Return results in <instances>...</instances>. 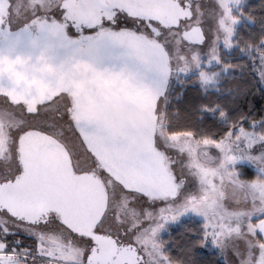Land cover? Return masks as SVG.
Segmentation results:
<instances>
[{"label":"snow or ice","instance_id":"1","mask_svg":"<svg viewBox=\"0 0 264 264\" xmlns=\"http://www.w3.org/2000/svg\"><path fill=\"white\" fill-rule=\"evenodd\" d=\"M177 3L181 11L169 23L161 24L152 16H132L123 9L101 21L117 30L130 27L133 32L144 33L168 54L167 67L142 65L145 73L158 77L150 89L155 96L157 123L142 144L120 141L129 155L123 176L101 164L88 142L78 136L69 111L72 101L66 93L30 100L27 94L17 99L0 91L6 109L0 111V122L12 128L17 159L27 133H68L66 139L79 140L74 151L80 162L88 159L85 153L91 156L106 194L104 210L92 225L91 234L72 228L54 208L30 218L0 205V217L4 218L0 222V264H29L38 257L67 264H198L197 255L204 250L213 252L223 264H264V116L255 118L243 112L228 115L235 111L232 104L238 93L232 81L251 75L264 85V0L247 9L240 0H213L211 7L200 2L193 5L192 0ZM30 7L45 20L61 21L65 33L76 30L91 34L98 28L96 24L78 26L65 15L63 0H34ZM238 22L247 25L248 36L237 35ZM217 24L224 32L222 36L215 31ZM169 37H176L194 53L184 62L182 82L200 84L202 91L214 94L195 109L200 113L195 120L191 119L193 108L186 110L188 126L168 127L161 119L169 102L165 81L172 72ZM206 44L212 45L210 55L201 54ZM233 47L242 48V60L217 54ZM8 82L9 86L13 83L10 76ZM205 112L225 118L219 134L198 130ZM217 155L222 157L220 163H211ZM242 167L253 174H245ZM22 171V166L6 168L0 172V182L15 181ZM118 194L132 197L130 222L112 211ZM50 223L71 232L82 244L65 250L55 237H46L44 230ZM174 226L180 227L178 235L186 241L183 245L173 235ZM96 236L110 238L113 247L108 257ZM46 238L52 243L45 244Z\"/></svg>","mask_w":264,"mask_h":264},{"label":"water","instance_id":"2","mask_svg":"<svg viewBox=\"0 0 264 264\" xmlns=\"http://www.w3.org/2000/svg\"><path fill=\"white\" fill-rule=\"evenodd\" d=\"M47 26L19 48L7 69L19 84L20 98L66 93L78 136L101 164L123 176L129 155L120 141L142 144L157 123L150 89L158 77L145 73L142 65L167 67L168 54L141 33L100 30L74 38L57 23ZM19 151L23 171L15 181L0 182V205L30 218L54 208L72 228L91 234L106 199L99 169L76 171L66 146L43 131L27 133ZM96 238L108 257L110 238Z\"/></svg>","mask_w":264,"mask_h":264},{"label":"flooded vegetation","instance_id":"3","mask_svg":"<svg viewBox=\"0 0 264 264\" xmlns=\"http://www.w3.org/2000/svg\"><path fill=\"white\" fill-rule=\"evenodd\" d=\"M33 2L34 0H0V21H2V25H0V74H3L5 79L0 81V91L9 92L13 95V98L17 99L21 97L19 84L13 82L9 86V73L7 71L8 67L14 63L16 52L19 51L22 45L30 44L31 39L48 28V24L57 23L62 26L61 21L45 20L41 14L34 13V10L30 7ZM198 2L206 3L208 0H192L193 5ZM63 6L67 10L65 15L70 16L78 26L85 24L98 25L96 32L100 30L117 31L111 26L103 25L101 21L105 18L111 19L121 9L132 16L155 17L161 24L171 22L181 11L177 0H66ZM118 30L132 31L130 27H121ZM88 34L76 30L67 32V35L74 38ZM146 36L151 38L148 35ZM28 99L34 100L35 98ZM5 110L3 101L0 99V111ZM12 137V128L7 123L0 122V172H3L6 168L20 167V151L17 159ZM92 170L97 171V167L94 166Z\"/></svg>","mask_w":264,"mask_h":264},{"label":"trees","instance_id":"4","mask_svg":"<svg viewBox=\"0 0 264 264\" xmlns=\"http://www.w3.org/2000/svg\"><path fill=\"white\" fill-rule=\"evenodd\" d=\"M259 0H242L241 4H244L245 8L251 4H258ZM236 32L238 36H248V27L244 23H239L236 27ZM241 47H233L230 52H225L221 50L222 56L225 59H231L234 61L242 60ZM183 76H180L176 81L172 82L168 88L169 102L166 109H164V124L168 127H179L181 125L188 126L189 119L186 110L193 108L191 119L195 120L200 116V113L195 109L199 110L198 105L201 103H207L209 98L214 95L212 93L202 91L201 85L197 83H183ZM229 81L225 80L224 83ZM233 87L238 90L235 97L234 103L232 104V109L235 111H230L229 116H234L238 113H246L250 117L259 118V116H264V87L259 84L251 75L244 76L243 79L238 81H232ZM228 85H226L227 87ZM217 99L221 97L217 96ZM178 109L179 111H174ZM225 118L219 117L218 114H212L205 112L203 114V120L199 125L198 130H203L206 132H213L219 134V131L225 125ZM173 235L181 245L186 241L184 236L178 235L180 232L179 226H174ZM167 238V237H166ZM23 240L24 238L21 237ZM27 244H33L32 240H25ZM198 264H223L222 260H219L216 255L209 251L204 250L197 255Z\"/></svg>","mask_w":264,"mask_h":264},{"label":"rangeland","instance_id":"5","mask_svg":"<svg viewBox=\"0 0 264 264\" xmlns=\"http://www.w3.org/2000/svg\"><path fill=\"white\" fill-rule=\"evenodd\" d=\"M240 2L242 3V0H240ZM203 3L206 4L208 7H211L213 0H208V2H206V3L203 2ZM239 23L240 22H238V24ZM238 24L235 26V29L238 26ZM215 31L217 34H219L221 36L224 34V32L220 28L219 24L216 25ZM169 39L172 41V51H171L172 72H171V76H170L169 84H168L167 88H169L171 83L176 81L180 76H184V72L182 70L184 62H185V60L190 59L191 56L194 54L193 50L188 49L182 43H178L176 37H169ZM211 39H212V37L210 34L209 40H211ZM211 47H212V45L206 44L205 47L203 49H201V54L202 55H210ZM230 50L227 52H230ZM196 54H199V53L197 52ZM217 54L219 55V51ZM262 86L264 87V85H262ZM163 118H164V111H163L161 119L163 120ZM56 119H58V117ZM65 127H67V125ZM48 133L53 135L54 137H56L58 140H60L66 146V148L68 149V151L70 153L74 169L76 171L92 170L94 168V166H92V164H91V156L88 153L84 154L85 156L88 157V159L86 161H84V163H81L80 158L75 154L74 144H79L78 139L76 141H71V140L66 139L65 137L68 135V133H65V136H61L55 132H48ZM233 147L235 148V146H233ZM215 151L216 150L213 149L214 153H215ZM221 159H222V157L217 155L216 159L212 160L211 163L219 164ZM242 171L248 175L253 174L252 171L250 169H247V168L242 167ZM133 207H134V204L132 201V197L129 194H118L112 202L113 213L115 214V216H118L122 221H129V222L131 221V209ZM3 220H4V218L0 217V222H3ZM44 231H45L46 237H47V235H51V236L55 237L57 243L60 246H62L65 250H67L69 247H76V246L82 244V242L79 241L74 235H72L70 232L62 230L55 223H50L48 226V229H45ZM44 243L45 244H51L52 241H50L46 238ZM61 264H67V262L63 261V263H61Z\"/></svg>","mask_w":264,"mask_h":264},{"label":"built area","instance_id":"6","mask_svg":"<svg viewBox=\"0 0 264 264\" xmlns=\"http://www.w3.org/2000/svg\"><path fill=\"white\" fill-rule=\"evenodd\" d=\"M63 261H49L48 257H38L35 261H30L29 264H61Z\"/></svg>","mask_w":264,"mask_h":264}]
</instances>
